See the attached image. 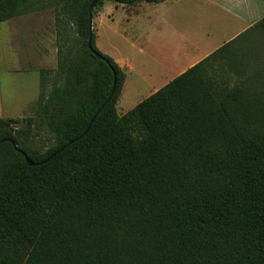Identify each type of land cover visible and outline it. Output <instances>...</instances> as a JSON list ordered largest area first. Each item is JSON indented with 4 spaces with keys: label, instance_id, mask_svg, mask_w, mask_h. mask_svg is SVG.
I'll list each match as a JSON object with an SVG mask.
<instances>
[{
    "label": "trees",
    "instance_id": "trees-1",
    "mask_svg": "<svg viewBox=\"0 0 264 264\" xmlns=\"http://www.w3.org/2000/svg\"><path fill=\"white\" fill-rule=\"evenodd\" d=\"M94 1L0 0L50 10L56 47L31 114L0 118V264H264V16L118 115Z\"/></svg>",
    "mask_w": 264,
    "mask_h": 264
},
{
    "label": "rangeland",
    "instance_id": "rangeland-1",
    "mask_svg": "<svg viewBox=\"0 0 264 264\" xmlns=\"http://www.w3.org/2000/svg\"><path fill=\"white\" fill-rule=\"evenodd\" d=\"M218 2L220 4L217 6ZM141 5L159 6L145 3ZM141 9H144L143 6ZM133 13L134 9L125 8L124 5L117 4L112 0H103L102 6L94 10L92 18L96 49L110 57L119 67L131 65L133 69L125 72L127 79L122 94L116 103L118 114H123L132 109L154 92L156 79L163 76L149 79L147 74L150 72L156 74L163 68V65L159 62L162 51L172 56L177 50V46H175L176 39L169 40L167 38L165 41L158 37L156 39H160V41L153 39L148 51L140 49L139 47L143 46V40L135 36L140 35L141 37L148 26L142 24L139 20L137 21ZM170 13L181 15L179 25L172 26L173 30L180 29L181 35L183 33L182 38L184 40L180 43V46L188 49L194 48L190 41L192 42L195 25L197 28L195 42L198 45L202 43V48H210L224 41L226 37L230 36L243 24L249 21L256 23L260 20L264 16V2L263 0H180L172 8L170 7ZM14 19L28 20L25 27L28 31V37H21L17 34L19 36L17 41L20 39L23 45L29 48L30 53L33 51L32 48L39 51L42 49L45 61L41 65L44 69H54L56 67V47L52 12L44 10ZM7 26L6 23L0 24L2 28L0 32L1 52L5 67L8 65L10 54ZM25 28L23 31H25ZM12 29L18 31V33L21 31L20 26ZM148 32H150V29H148ZM150 35L152 36V33ZM206 35H209V38ZM21 41H18L19 45L16 44V41H12V49L17 50L16 46H20ZM3 82L4 98L8 103L13 101L12 114H22L23 117L29 116L31 114L30 107L37 95V83L33 95V82L26 84L24 75L21 72L12 77L4 75L2 84ZM27 99L28 103L24 104Z\"/></svg>",
    "mask_w": 264,
    "mask_h": 264
},
{
    "label": "crops",
    "instance_id": "crops-1",
    "mask_svg": "<svg viewBox=\"0 0 264 264\" xmlns=\"http://www.w3.org/2000/svg\"><path fill=\"white\" fill-rule=\"evenodd\" d=\"M212 1H215V0H212ZM179 2L180 0H165L162 3L141 2V3L132 4V5H124L125 8L134 9L133 14L135 18H137V21L139 20L142 24L148 26V28L142 34L141 37L140 35L135 36L143 40V46H140L139 47L140 49H144L148 51L149 47L152 44V40L156 39L157 37L165 41L167 38L169 40L172 38L177 40V42H175L176 43L175 46H177V50L176 52H174L172 56L167 53H164L163 51L160 54L159 62L161 65H163V68H161L162 70L160 69V71H158V73L156 74H154L153 72H150L149 74H147V77L149 79L152 77H156V76H159V77L163 76L162 78L156 79L155 81L156 88L154 92L160 89L161 87H163L168 82H170L176 76L180 75L181 73L189 69L191 66H193L197 62L201 61L203 58H205L206 56L211 54L213 51H215L217 48L222 46L224 43L232 40L237 35L243 33L245 30H247L249 27H251L255 23V22L252 23L249 21L243 24L239 29L235 30L230 36L226 37L224 41L210 48L209 47L202 48L203 47L202 43L198 45L197 42H195L196 41L195 38L197 36V32H196L197 28L194 25V34L192 35L193 37L192 42L190 41V44H193L194 48L188 49L186 47L180 46V43H182V41L184 40L182 38L183 33L181 35L180 29H177L176 31L172 29L173 25H177V26L179 25L180 23L179 17L181 15L178 13H175L174 15H172L170 13V7L172 8L173 5ZM143 3L152 4V5L155 4L159 6L151 7L149 5H141ZM219 4L220 3L218 2L217 6ZM142 6L144 9H141ZM145 8H146V11H145ZM3 23L8 24L7 26V31L9 33L8 43L10 42V44H8V47H10L9 49L10 54H9L8 65L7 67H5L4 58L1 52V42H0V118H21L23 117L21 116L22 114L21 115L12 114L11 108H12L13 101L8 103L6 99L4 98V95H3L4 82L2 84V77H4V75L5 76L8 75L9 77H12V76H15L18 72H21L22 75H24L26 84L31 81L33 82V87H32L33 95H34V90H35V84L37 83V87H36L37 95L35 96L34 101L32 102L33 104L36 101L37 96H38V79H39L38 73L40 69H44L41 64L44 63L45 57H44V53L42 49H40L39 51L36 48H32L31 50L33 51L30 53L29 48L27 46H24L23 42L20 39L18 40L19 42L21 41L20 46L15 45L17 47V50L12 49V46H13L12 41H16V44L19 45L17 41L19 36H17V34H19L21 37L22 36H24L25 38L28 37V31H27V28H25L28 23L27 19H18V20L10 19L5 22H0V24H3ZM12 26L13 27L20 26L21 31L18 33V31L12 29L13 28ZM24 28H25V31H23ZM1 29L2 28L0 27V32H1ZM148 29H150V32H148ZM151 33H152V36L150 35ZM206 37L209 38V35L208 36L206 35ZM160 39H156V40L160 41ZM120 68L124 71V73L127 70L128 71L133 70L131 65L126 66V67L121 66ZM126 79H127V75L125 73L124 83L126 82ZM123 88L124 87H122L120 96L122 94ZM28 99L25 100L24 104L28 103ZM23 107L25 108V105ZM123 114H118V115H123Z\"/></svg>",
    "mask_w": 264,
    "mask_h": 264
},
{
    "label": "water",
    "instance_id": "water-1",
    "mask_svg": "<svg viewBox=\"0 0 264 264\" xmlns=\"http://www.w3.org/2000/svg\"><path fill=\"white\" fill-rule=\"evenodd\" d=\"M100 1V0H95L94 2H92L89 6V9H88V15H89V30L91 31L92 29V13H93V10H94V7L95 5L97 4V2ZM91 39H92V34L90 33L89 34V39H88V48L91 49ZM97 55V54H96ZM98 56V55H97ZM114 85H115V77H114V81H113V87H112V90L108 96V98L106 99L105 103L101 106V108L110 100L112 94H113V90H114ZM100 108V109H101ZM100 109L98 110V112L100 111ZM10 141V140H9ZM71 144V143H68V145ZM13 147H15V145L12 143ZM67 145V146H68ZM22 155L25 157V161H26V164L28 166H34L36 164H34L31 160H29L28 158H26L25 154L22 153Z\"/></svg>",
    "mask_w": 264,
    "mask_h": 264
}]
</instances>
